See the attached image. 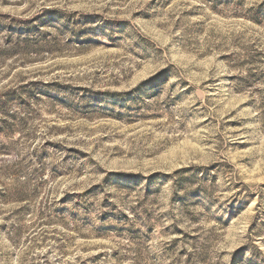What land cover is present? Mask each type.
I'll list each match as a JSON object with an SVG mask.
<instances>
[{
	"label": "rangeland",
	"instance_id": "rangeland-1",
	"mask_svg": "<svg viewBox=\"0 0 264 264\" xmlns=\"http://www.w3.org/2000/svg\"><path fill=\"white\" fill-rule=\"evenodd\" d=\"M0 264H264V0H0Z\"/></svg>",
	"mask_w": 264,
	"mask_h": 264
}]
</instances>
